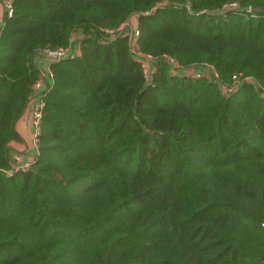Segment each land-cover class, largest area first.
<instances>
[{"label": "trees", "instance_id": "1", "mask_svg": "<svg viewBox=\"0 0 264 264\" xmlns=\"http://www.w3.org/2000/svg\"><path fill=\"white\" fill-rule=\"evenodd\" d=\"M230 1L12 0L0 264H264V12L246 10L264 0ZM132 15L149 79L129 36L105 30ZM76 44L49 62L37 153L14 166L36 57ZM169 58L216 79L173 73Z\"/></svg>", "mask_w": 264, "mask_h": 264}, {"label": "built area", "instance_id": "2", "mask_svg": "<svg viewBox=\"0 0 264 264\" xmlns=\"http://www.w3.org/2000/svg\"><path fill=\"white\" fill-rule=\"evenodd\" d=\"M0 2L2 4V10H0V31H1L3 24H4V18L6 16L12 15L14 8H13L12 0H0ZM236 7H238V3L236 0H233L226 4H223L221 9L236 8ZM249 8L250 6L246 7V10L250 11ZM105 30L106 32H108V34L111 37H115L118 34H127L129 36V41L133 40V42L137 43L136 40L139 35V29L138 27L130 26L128 20L120 23L118 26L114 28H106ZM132 50L136 53L137 58L141 62L143 72L145 76L147 77V79H149L151 75V71H152L151 64H152V61H154V57L150 53L142 52L139 48H137L136 50L132 48ZM74 51L75 50H74L73 45H68V46H59L57 48H47L43 50L42 54L44 55V57L47 59L48 62H51L53 60H58V59L71 56L75 53ZM169 60H170L172 67L180 69V70H177L180 74H188L187 72H185V68L180 67L173 58H169ZM196 68L199 71H195L196 73L193 76L199 77V76L204 75L207 78L216 79V76H217L216 72L214 70H210L208 66H205L203 70L199 69L198 67ZM207 71L211 73L209 77L206 74ZM232 77H233V85H235V83H237L240 79H248L247 76H244L243 78H241L239 76L233 75ZM51 81H52V71L48 64L47 69L44 72H40L39 78H37L36 81L34 82L33 93L31 95V98L28 104V107L30 110V125H31V130H32V140H33V143L36 145V147H37L38 137L40 134V122H41V116H42V108L45 104L44 98H43L44 92L48 88ZM222 89L225 92H228V91L230 92L234 89V87L223 86ZM13 158H14V162L17 163V166L26 168L29 165V162L21 163L20 159L16 156V154H13Z\"/></svg>", "mask_w": 264, "mask_h": 264}, {"label": "crops", "instance_id": "3", "mask_svg": "<svg viewBox=\"0 0 264 264\" xmlns=\"http://www.w3.org/2000/svg\"><path fill=\"white\" fill-rule=\"evenodd\" d=\"M0 10H2V4L0 2ZM74 50H78L79 53V46L76 44ZM35 61L39 67L40 72H44L49 62L41 53L39 56L36 57ZM16 129L21 136L20 141H12L11 145L13 147V154L18 153L20 156V162H30L37 153V147L32 141V130L30 125V110L29 107L26 108L23 115L20 117L16 124Z\"/></svg>", "mask_w": 264, "mask_h": 264}, {"label": "rangeland", "instance_id": "4", "mask_svg": "<svg viewBox=\"0 0 264 264\" xmlns=\"http://www.w3.org/2000/svg\"><path fill=\"white\" fill-rule=\"evenodd\" d=\"M224 10V9H223ZM128 22L130 24V26L132 27H137V15H132L129 19H128ZM130 45H132V48L134 50H136L138 48V45L137 43L133 42V40H130ZM74 52H77L78 53V50H75ZM151 69L154 70L155 69V64L153 63L152 61V64H151ZM170 70L173 72V73H179L177 70H180V69H177V68H174V67H171ZM195 71H199L197 70L196 67L194 66H188V67H185V72H187L189 74V76L191 77H196V76H193L196 72ZM207 76L209 77L211 75V73L209 71L206 72ZM236 84V83H235ZM224 93H230L229 91L228 92H225L223 91ZM32 134V133H31ZM33 141V140H32ZM16 154V156L20 159V156L18 153H14ZM14 166H17V163L14 162L13 163Z\"/></svg>", "mask_w": 264, "mask_h": 264}, {"label": "water", "instance_id": "5", "mask_svg": "<svg viewBox=\"0 0 264 264\" xmlns=\"http://www.w3.org/2000/svg\"><path fill=\"white\" fill-rule=\"evenodd\" d=\"M249 10L252 12H255V11H263L264 12V6L263 5L250 6Z\"/></svg>", "mask_w": 264, "mask_h": 264}]
</instances>
